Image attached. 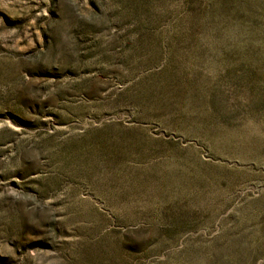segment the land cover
I'll list each match as a JSON object with an SVG mask.
<instances>
[{"label":"rangeland","instance_id":"374dc122","mask_svg":"<svg viewBox=\"0 0 264 264\" xmlns=\"http://www.w3.org/2000/svg\"><path fill=\"white\" fill-rule=\"evenodd\" d=\"M0 264H264V0H0Z\"/></svg>","mask_w":264,"mask_h":264}]
</instances>
